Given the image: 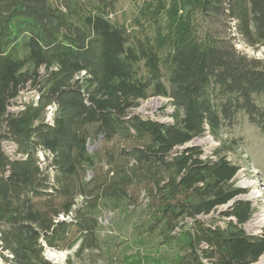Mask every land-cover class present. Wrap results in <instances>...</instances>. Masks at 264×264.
<instances>
[{
  "label": "trees",
  "instance_id": "trees-1",
  "mask_svg": "<svg viewBox=\"0 0 264 264\" xmlns=\"http://www.w3.org/2000/svg\"><path fill=\"white\" fill-rule=\"evenodd\" d=\"M134 3L124 20L121 0H0V264L98 251L102 210L141 197L166 264L264 253L227 155L237 139L221 136L244 115L264 137V64L232 35L264 47V0ZM150 97L168 99L167 121L133 112ZM206 134L208 153L193 143Z\"/></svg>",
  "mask_w": 264,
  "mask_h": 264
},
{
  "label": "rangeland",
  "instance_id": "rangeland-1",
  "mask_svg": "<svg viewBox=\"0 0 264 264\" xmlns=\"http://www.w3.org/2000/svg\"><path fill=\"white\" fill-rule=\"evenodd\" d=\"M134 1L121 0L119 19L128 20L129 16L136 11ZM232 35L235 36L233 42L238 51L264 64L263 46H250L237 34L232 33ZM24 94L28 95L30 92L24 91ZM172 110L167 98L150 97L142 100L133 112L167 121ZM238 118L232 127H225L222 130L221 136L229 142L237 139L232 150H227V155L240 167L235 176V182L246 192L239 198L252 201L255 207L253 216L246 224V229L251 233H258L264 224V137L257 127L249 123L246 116L240 115ZM193 143L203 146L207 153L219 144L209 134L195 139ZM7 147V153L14 156L16 146L13 143H7ZM50 173L52 174V171ZM254 194L258 196L252 198L251 195ZM145 203L146 199L141 197L136 207L123 205L118 209L105 207L102 210L100 226L96 234L101 243L100 250L88 252L83 258L73 257L69 261L68 251L47 249L46 257L52 264H166L175 253L172 248L161 245L158 238L147 232L148 216ZM229 205L219 207L211 216L216 217L219 211L226 210ZM211 216L203 218L209 219ZM51 252L57 256L51 257Z\"/></svg>",
  "mask_w": 264,
  "mask_h": 264
},
{
  "label": "bare ground",
  "instance_id": "bare-ground-1",
  "mask_svg": "<svg viewBox=\"0 0 264 264\" xmlns=\"http://www.w3.org/2000/svg\"><path fill=\"white\" fill-rule=\"evenodd\" d=\"M8 148V147H7ZM11 149V148H10ZM16 154V153H15ZM258 195L256 194H254V195H251V197L252 198H256ZM202 245H204V244H202ZM51 257H55V256H57L54 252H51V255H50ZM252 264H264V253L259 257V259L256 261V262H254V263H252Z\"/></svg>",
  "mask_w": 264,
  "mask_h": 264
},
{
  "label": "built area",
  "instance_id": "built-area-1",
  "mask_svg": "<svg viewBox=\"0 0 264 264\" xmlns=\"http://www.w3.org/2000/svg\"><path fill=\"white\" fill-rule=\"evenodd\" d=\"M7 143H11L10 141H3V145L5 146V150H6V152H7Z\"/></svg>",
  "mask_w": 264,
  "mask_h": 264
}]
</instances>
